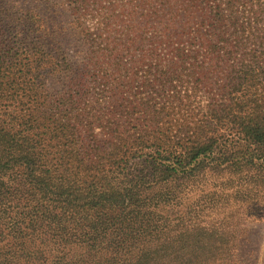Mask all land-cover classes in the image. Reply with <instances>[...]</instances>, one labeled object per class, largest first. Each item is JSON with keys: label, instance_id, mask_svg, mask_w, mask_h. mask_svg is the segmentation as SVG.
I'll return each instance as SVG.
<instances>
[{"label": "trees", "instance_id": "trees-1", "mask_svg": "<svg viewBox=\"0 0 264 264\" xmlns=\"http://www.w3.org/2000/svg\"><path fill=\"white\" fill-rule=\"evenodd\" d=\"M0 0V264H240L264 219V0Z\"/></svg>", "mask_w": 264, "mask_h": 264}, {"label": "rangeland", "instance_id": "rangeland-1", "mask_svg": "<svg viewBox=\"0 0 264 264\" xmlns=\"http://www.w3.org/2000/svg\"><path fill=\"white\" fill-rule=\"evenodd\" d=\"M18 6L36 8L51 16V22L58 28V37L63 45L71 52L80 50V42L76 30L71 24V17L67 11L56 2L45 0H11ZM245 235L237 249V258L240 264H264V219L246 220Z\"/></svg>", "mask_w": 264, "mask_h": 264}]
</instances>
